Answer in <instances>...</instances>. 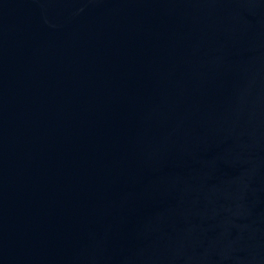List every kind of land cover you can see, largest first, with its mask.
I'll return each mask as SVG.
<instances>
[{"label":"water","instance_id":"1","mask_svg":"<svg viewBox=\"0 0 264 264\" xmlns=\"http://www.w3.org/2000/svg\"><path fill=\"white\" fill-rule=\"evenodd\" d=\"M0 264H264V0H0Z\"/></svg>","mask_w":264,"mask_h":264}]
</instances>
